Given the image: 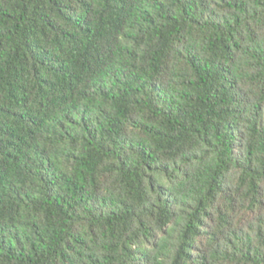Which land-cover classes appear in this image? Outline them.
<instances>
[{"label":"trees","instance_id":"trees-1","mask_svg":"<svg viewBox=\"0 0 264 264\" xmlns=\"http://www.w3.org/2000/svg\"><path fill=\"white\" fill-rule=\"evenodd\" d=\"M0 264H264V0H0Z\"/></svg>","mask_w":264,"mask_h":264}]
</instances>
